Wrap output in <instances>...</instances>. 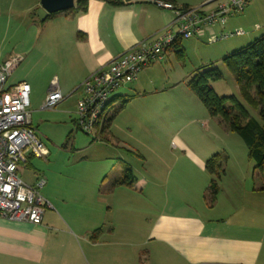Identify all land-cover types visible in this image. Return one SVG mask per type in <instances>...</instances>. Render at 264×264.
<instances>
[{
  "label": "crops",
  "instance_id": "1",
  "mask_svg": "<svg viewBox=\"0 0 264 264\" xmlns=\"http://www.w3.org/2000/svg\"><path fill=\"white\" fill-rule=\"evenodd\" d=\"M111 1L120 4L89 0L86 13H57L48 19L50 25H45L48 20L44 22L43 28L49 26L52 30L48 41L52 49L45 61L52 71L42 84V91L35 95L34 106L42 105L55 80L64 101L78 96V102L80 87L90 75L139 43L154 40L175 20L172 11L158 7L154 0ZM214 2L218 0H167L178 9L187 7L203 14L217 9L210 5ZM33 5L38 10L40 1L33 0ZM31 24L38 27L35 18ZM224 25L215 26L224 29ZM215 26L206 28L201 39L197 38L212 44ZM29 50H33L31 46ZM173 51L171 49L162 61L146 67L138 79L146 70L165 62ZM14 72L6 88L26 83L31 91V107L35 86L27 81L12 80ZM139 80L137 87L142 86ZM121 90L115 102L123 100L124 106L130 97L124 100L126 96L120 94ZM162 92L155 90L154 94L158 96ZM116 116L117 111L110 119L103 144L118 141L112 132ZM33 158L29 155L22 165L30 166ZM194 158L199 168L207 171L208 161ZM108 159L110 157L100 159L97 172L92 176L97 182L93 186L97 197L85 198L79 211L84 225L75 223L73 216L57 207L48 208L51 213L45 212L40 225L0 216V264H264L263 184L250 167L244 171L243 160L226 163L214 203H207L204 198L203 205H189L184 201L181 204L183 198L177 196V189L187 183V177L174 176L168 180L160 174H155L154 178L149 175L136 178L137 183L132 187L118 189L114 183L121 178ZM206 189L204 187L201 193L203 197ZM122 190L141 194L144 202L135 207L136 201L131 199L119 201V196L126 192ZM134 209H142L144 224H138ZM119 210L123 213L119 214Z\"/></svg>",
  "mask_w": 264,
  "mask_h": 264
},
{
  "label": "rangeland",
  "instance_id": "2",
  "mask_svg": "<svg viewBox=\"0 0 264 264\" xmlns=\"http://www.w3.org/2000/svg\"><path fill=\"white\" fill-rule=\"evenodd\" d=\"M219 2L210 5L216 9ZM38 11L34 9L33 0H0V62L22 55L23 62L15 70L12 80L27 81L35 86L29 108L31 122L49 156L47 159L34 157L30 166H19L18 172L21 180L29 186L36 187L41 180L46 182L40 194L51 208L65 209L75 218V223L84 225L79 211L85 198L97 197L93 187L97 182L92 176L103 157H110L108 163L117 171L119 180L131 178L133 186L137 183L136 178L149 175L154 178L155 174H160L168 180L174 176L187 177V183L177 189V196H182L181 204L186 202L189 205H203L205 199L207 203L211 201L209 188H206L210 187L212 177L199 168L194 156L207 161L216 155L221 161L232 160L233 163L243 160L246 163L244 171L250 167L253 173L255 165L249 159L245 142L229 131L220 118L209 115L187 83L197 70L207 71L214 65L223 74L221 81L210 85L215 93L220 97L235 96L253 117L259 118L258 112L241 99L238 85L222 60L264 37V0H251L243 13L228 17L224 29L222 26L214 27L217 36L237 31H241L242 36L214 44L199 40L201 37L183 40L185 53L182 59L174 50L165 62L141 75L138 79L141 87H137L136 81L128 89H122L120 94L126 96L124 100L130 97V101L124 106L123 100L115 102L117 116L113 120L112 132L118 141L107 142L108 146L102 141L106 132L101 140H96L78 129V96L63 101L54 109L41 110V106H34L35 95L42 91V84L52 71L45 62L52 49L48 44L52 30L48 29L49 26L43 28L44 22L39 20ZM33 18L38 22L37 28L31 24ZM50 21L45 25H50ZM45 55L46 58L40 60ZM129 88L132 89L130 92ZM155 90L163 92L155 96ZM121 171H124L123 176ZM119 180L114 183L117 188L123 187L118 184ZM122 191H126L128 196H119V201L131 199L136 201L135 207L144 202L141 194ZM46 211L51 213V210ZM141 211L133 210L139 217V225L146 222ZM118 213H123V210Z\"/></svg>",
  "mask_w": 264,
  "mask_h": 264
},
{
  "label": "built area",
  "instance_id": "3",
  "mask_svg": "<svg viewBox=\"0 0 264 264\" xmlns=\"http://www.w3.org/2000/svg\"><path fill=\"white\" fill-rule=\"evenodd\" d=\"M218 1L220 5L216 10L203 14L199 10L177 9L171 3L154 0L158 7L175 14L173 24L154 40L139 43L83 82L76 110L78 129L101 140L115 113L119 90L136 82L146 67L162 61L178 39L197 38L206 28L226 24L229 16L243 13L251 0ZM242 35L241 31L221 36L212 34L211 42ZM22 62V55L0 62V216L40 225L46 209L51 208L40 194L46 183L41 180L36 187L29 186L21 180L18 169L27 162L29 155L47 159L49 152L32 126L29 86L21 82L11 89L6 88L10 76ZM63 101L55 80L40 109H54Z\"/></svg>",
  "mask_w": 264,
  "mask_h": 264
},
{
  "label": "trees",
  "instance_id": "4",
  "mask_svg": "<svg viewBox=\"0 0 264 264\" xmlns=\"http://www.w3.org/2000/svg\"><path fill=\"white\" fill-rule=\"evenodd\" d=\"M75 1V7L71 12L86 13L89 0ZM104 1L113 5L120 4L111 0ZM162 1L167 2V0ZM182 42L183 39H178L172 47L180 59L185 53ZM222 62L232 73L243 102L250 109L258 112V119L253 117L235 96L220 97L215 93L210 85L221 81L223 74L218 68H214V65L207 71L197 70L189 79L187 87L202 102L211 117L220 118L221 123L229 131L236 133L245 142L249 159L255 165L253 174L263 182L264 190V37L255 40L247 48L224 57ZM226 163V160L221 161L216 155L206 164L207 172L213 177L209 187L211 203L216 201L219 194L217 183L225 173ZM118 184L132 187L133 180L125 178ZM92 239L95 237L93 236Z\"/></svg>",
  "mask_w": 264,
  "mask_h": 264
},
{
  "label": "water",
  "instance_id": "5",
  "mask_svg": "<svg viewBox=\"0 0 264 264\" xmlns=\"http://www.w3.org/2000/svg\"><path fill=\"white\" fill-rule=\"evenodd\" d=\"M40 8L38 17L41 22H44L49 16L69 11L75 7V0H39Z\"/></svg>",
  "mask_w": 264,
  "mask_h": 264
}]
</instances>
